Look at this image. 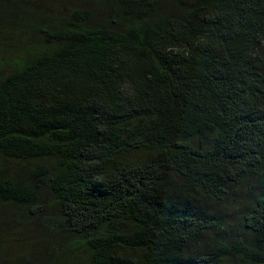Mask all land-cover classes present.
Segmentation results:
<instances>
[{"label":"trees","instance_id":"1","mask_svg":"<svg viewBox=\"0 0 264 264\" xmlns=\"http://www.w3.org/2000/svg\"><path fill=\"white\" fill-rule=\"evenodd\" d=\"M0 264H264V0H0Z\"/></svg>","mask_w":264,"mask_h":264}]
</instances>
